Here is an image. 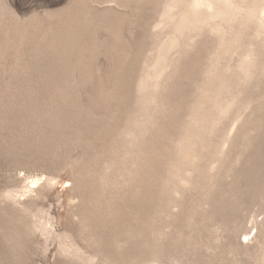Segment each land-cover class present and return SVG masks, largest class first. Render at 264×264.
Here are the masks:
<instances>
[{"label":"rangeland","instance_id":"1","mask_svg":"<svg viewBox=\"0 0 264 264\" xmlns=\"http://www.w3.org/2000/svg\"><path fill=\"white\" fill-rule=\"evenodd\" d=\"M0 264H264V0H0Z\"/></svg>","mask_w":264,"mask_h":264}]
</instances>
